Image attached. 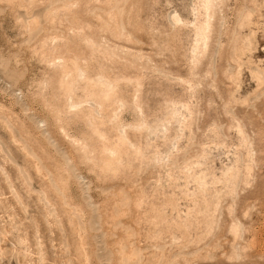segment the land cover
Instances as JSON below:
<instances>
[{
	"label": "rangeland",
	"instance_id": "374dc122",
	"mask_svg": "<svg viewBox=\"0 0 264 264\" xmlns=\"http://www.w3.org/2000/svg\"><path fill=\"white\" fill-rule=\"evenodd\" d=\"M0 264H264V0H0Z\"/></svg>",
	"mask_w": 264,
	"mask_h": 264
}]
</instances>
